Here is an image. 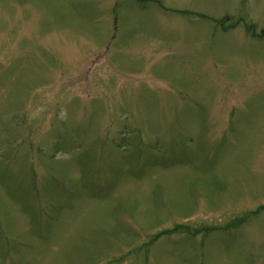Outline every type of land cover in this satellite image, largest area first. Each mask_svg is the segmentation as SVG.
Here are the masks:
<instances>
[{
  "label": "rangeland",
  "instance_id": "374dc122",
  "mask_svg": "<svg viewBox=\"0 0 264 264\" xmlns=\"http://www.w3.org/2000/svg\"><path fill=\"white\" fill-rule=\"evenodd\" d=\"M0 264H264V0H0Z\"/></svg>",
  "mask_w": 264,
  "mask_h": 264
}]
</instances>
